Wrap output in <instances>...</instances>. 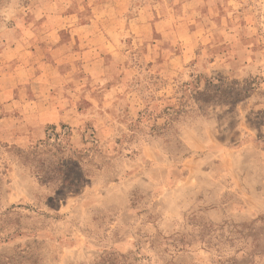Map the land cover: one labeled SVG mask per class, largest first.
<instances>
[{
  "label": "rangeland",
  "instance_id": "374dc122",
  "mask_svg": "<svg viewBox=\"0 0 264 264\" xmlns=\"http://www.w3.org/2000/svg\"><path fill=\"white\" fill-rule=\"evenodd\" d=\"M0 264H264V0H0Z\"/></svg>",
  "mask_w": 264,
  "mask_h": 264
},
{
  "label": "crops",
  "instance_id": "0c3cea01",
  "mask_svg": "<svg viewBox=\"0 0 264 264\" xmlns=\"http://www.w3.org/2000/svg\"><path fill=\"white\" fill-rule=\"evenodd\" d=\"M13 49H16L15 47Z\"/></svg>",
  "mask_w": 264,
  "mask_h": 264
},
{
  "label": "trees",
  "instance_id": "16d2710c",
  "mask_svg": "<svg viewBox=\"0 0 264 264\" xmlns=\"http://www.w3.org/2000/svg\"><path fill=\"white\" fill-rule=\"evenodd\" d=\"M34 152V151H33Z\"/></svg>",
  "mask_w": 264,
  "mask_h": 264
}]
</instances>
